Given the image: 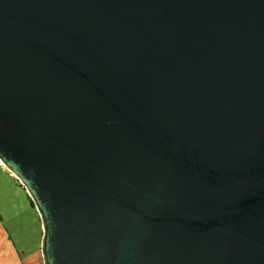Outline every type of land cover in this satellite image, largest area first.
<instances>
[{
	"label": "water",
	"instance_id": "obj_1",
	"mask_svg": "<svg viewBox=\"0 0 264 264\" xmlns=\"http://www.w3.org/2000/svg\"><path fill=\"white\" fill-rule=\"evenodd\" d=\"M0 163L44 264H264V0H0Z\"/></svg>",
	"mask_w": 264,
	"mask_h": 264
},
{
	"label": "crops",
	"instance_id": "obj_2",
	"mask_svg": "<svg viewBox=\"0 0 264 264\" xmlns=\"http://www.w3.org/2000/svg\"><path fill=\"white\" fill-rule=\"evenodd\" d=\"M43 237L30 195L0 163V264H44Z\"/></svg>",
	"mask_w": 264,
	"mask_h": 264
}]
</instances>
